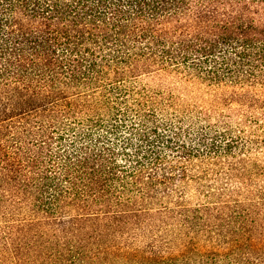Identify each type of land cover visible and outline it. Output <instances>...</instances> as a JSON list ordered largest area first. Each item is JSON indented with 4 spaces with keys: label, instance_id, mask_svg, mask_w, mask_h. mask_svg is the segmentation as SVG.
<instances>
[{
    "label": "trees",
    "instance_id": "1",
    "mask_svg": "<svg viewBox=\"0 0 264 264\" xmlns=\"http://www.w3.org/2000/svg\"><path fill=\"white\" fill-rule=\"evenodd\" d=\"M0 264H264V0H0Z\"/></svg>",
    "mask_w": 264,
    "mask_h": 264
}]
</instances>
